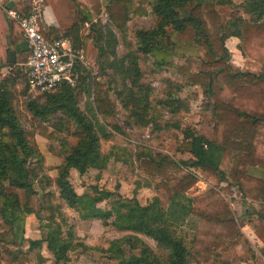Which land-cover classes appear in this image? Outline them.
<instances>
[{"label":"trees","instance_id":"16d2710c","mask_svg":"<svg viewBox=\"0 0 264 264\" xmlns=\"http://www.w3.org/2000/svg\"><path fill=\"white\" fill-rule=\"evenodd\" d=\"M12 1L11 8L24 12L18 0ZM89 1L91 8H85L83 16L61 36L54 27L44 35L66 37L74 49L85 51L91 40L100 70L111 71L105 82L91 81L83 70L76 87L62 83L53 92L29 99L25 108L31 117L25 127L14 106L15 88L22 75L17 70L0 77V264H27L29 252L41 247L54 264L68 263L69 252L82 244L75 243L77 237L63 206L81 220H97L104 228L111 226L124 233L99 249L108 255L107 264L216 262L219 256L215 250L240 233L219 192L231 194L233 187L244 199L261 204L260 210L248 212L246 223L261 241L264 254V177L251 173L252 169L264 173V156L257 152L260 140L264 144V0H106L105 23L99 18L103 3ZM1 2L7 6L9 0ZM222 5L233 8L227 18L217 11ZM1 15L7 21L3 12ZM145 15L152 16V26L134 30L133 45L125 41L128 21ZM86 23L88 33L82 35ZM113 28L125 41L126 50L120 55ZM232 37L239 40L244 55L263 64L262 71H243L228 63L225 42ZM0 38V66L13 65L9 63L8 41L15 45L16 63L26 61L29 51L16 23L12 22L6 38L0 25ZM141 56L154 70L174 68L189 85L202 89V108L213 120L211 138L193 126H183L177 118L188 111L179 97L181 83L165 78L163 89L155 94L151 85L143 83ZM177 57L184 59L182 65L175 62ZM193 58L199 62L195 71H191ZM26 90L24 87L21 93ZM81 92L92 98L89 113L79 107ZM116 102L125 112L128 128L167 130L174 136L176 151L190 157L153 153L145 145H135L133 150L113 145L104 152L102 141L111 140L112 130L123 133L110 122ZM61 134L72 137L75 144L61 139ZM36 135L60 142L57 154L61 162L54 167V179L44 172L45 158ZM111 160L130 166L143 178L130 196L121 195L119 185L109 191L94 184L82 194L76 192L71 170L79 174L88 169L101 171ZM200 176L211 186L198 195H188ZM141 187L153 191L146 204L137 198ZM18 190L23 191L24 202ZM103 201L106 207L99 205ZM28 214L37 220L38 238L25 237ZM189 221L193 229L187 240L181 229ZM144 237L153 241L154 247Z\"/></svg>","mask_w":264,"mask_h":264},{"label":"rangeland","instance_id":"374dc122","mask_svg":"<svg viewBox=\"0 0 264 264\" xmlns=\"http://www.w3.org/2000/svg\"><path fill=\"white\" fill-rule=\"evenodd\" d=\"M102 4L101 13L99 14V18L102 23H105L107 20V15L104 12V3L106 0H100ZM238 2L239 0H234ZM20 6L25 8L24 11L27 10L31 0H18ZM43 5L45 6L43 9V26L45 32L48 31L49 27H54L58 30V36L62 35L64 29L68 28L73 23L77 22L82 16L85 8H91V1L89 0H44ZM232 7L228 5H222L217 7V11L219 14L227 18L229 17ZM4 17L6 18L5 14ZM245 17V15H243ZM153 24V18L150 15L145 16H134L128 21V29L126 31L125 41L130 42L132 45L134 44L133 32L138 28H150ZM116 36L118 37V46L117 52L118 54H122L125 52V41L122 38V35L113 28ZM82 35H86L88 33V23L82 26L81 28ZM2 41L0 42V45ZM239 40L237 38H230L225 42V48L229 53L228 63L233 66V68H238L243 71H251L254 73H259L263 69V64L252 60L242 53V51L238 48ZM9 49V44H8ZM87 52L89 53V57L91 58L90 63L93 64V68L97 69L100 74V81L96 82H105L108 78V75L111 71L102 72L99 68L97 62V50L94 48L91 40L87 42ZM3 50H0L2 53ZM18 56L15 53V59L17 60ZM176 63L183 64L184 59L175 58ZM191 71H195L199 62L198 59L193 58L191 60ZM13 65L16 64L12 63ZM140 67L144 72V80L143 83L147 85H151L155 93L161 92L163 89V79L169 78L175 82L182 84V89L179 93V97L188 105V111L185 113H180L177 118L180 120L183 126L190 125L193 126L196 131L199 133L211 138L213 136V120L209 112H205L202 108V102L204 100L202 89L198 85H189L188 80L178 74V72L174 68H166L163 67L159 70H154L150 64V61L141 56L139 60ZM17 65L15 66H7L5 68L0 67V77L8 72H14L18 70ZM20 71V70H19ZM19 83L15 88V101L14 106L19 114L21 121L25 127L29 126L30 115L27 113L25 108V103L29 99H33L34 97L39 96L34 92H30L26 87V76L21 69ZM91 77V76H90ZM92 81V78H91ZM79 84V80L76 83ZM75 86V87H76ZM26 87V94H22L21 91ZM111 98L114 99V96L111 93ZM92 98L81 92L78 95V104L80 109L89 113L87 107H92ZM117 110L114 117L110 120L111 123H116L121 129L123 133H117L112 130V138L110 141H102V150L107 152L108 149L115 146H124L131 150L134 149L135 145H145L149 147L153 153H162L170 156H175L178 159H188L190 154L184 152L180 153L176 151L177 143L175 142L174 136L171 132L167 130H163L160 132L151 131L149 128L143 129H130L124 124L125 112L119 108V104H117ZM165 117H169L164 111ZM175 134H179V131H175ZM61 139L67 140L72 145L75 144V140L72 137H66L64 134L60 135ZM38 147L40 151L43 153L45 158V173L54 179L56 176V172L54 167L61 162V157L57 154V151L60 147V142L58 140H47L39 135L35 137ZM258 154L264 156V144H262V140L258 145ZM92 171V170H91ZM109 174L105 173L107 179H111V185L115 188V185H119L118 181H121V193L122 195H131V190L133 186L137 183H142L144 180L140 176V174L135 170L131 169L130 166H125L119 163L116 166H110ZM86 175L89 177H85L84 179H80L77 174L75 176H71L70 180L76 191L80 192V187L94 185L93 178L95 176L94 172L90 174L89 171H85ZM251 173L256 177H264V173H262L258 169H252ZM94 175V176H93ZM107 181V180H106ZM109 181V180H108ZM225 185V184H222ZM211 184H207L204 180H202L201 176L198 181L194 184V186L187 191L188 195H198L206 191ZM54 189V185H52ZM215 188V187H214ZM216 190H218L216 188ZM224 201L226 202L229 211L234 218L240 233L237 238L233 239L229 243H225L219 248L215 250L219 259L214 262L213 259H209L207 262H202L200 264H218L219 262L225 264H264V254H263V245L261 241L254 235L253 231L249 228L246 223V217L248 212L254 210H260L261 204L255 202L250 199H244L240 192L236 187L231 188V194L225 193L224 191H219ZM17 193L20 196L21 202H24V193L22 190H18ZM149 192L144 191L143 194H140L139 202L142 204H146L149 202V198H151ZM101 207H106L108 204L106 202H102L99 204ZM63 211L68 218L69 224L73 226V232L77 237L75 243L82 244V246H76L72 251L69 252L68 258L69 261L66 264H107L108 255L101 250L100 248H106L108 246V242L111 239L121 237L124 235L122 232H116L111 226L102 227L100 221L93 220H81L77 213L72 209L63 206ZM194 218H192V222ZM192 222H188V224L184 225L181 229V233L184 234L188 240L192 233ZM64 229H67L65 227ZM40 230H38L37 220L33 217V214H28L25 218V237L26 238H38L40 236ZM151 247H154L153 241L143 238ZM84 247H89L88 249H84ZM26 249V248H25ZM27 264H54L52 256L44 249V248H36L29 252V261Z\"/></svg>","mask_w":264,"mask_h":264},{"label":"built area","instance_id":"2783aa9c","mask_svg":"<svg viewBox=\"0 0 264 264\" xmlns=\"http://www.w3.org/2000/svg\"><path fill=\"white\" fill-rule=\"evenodd\" d=\"M44 0H31L26 11L9 8L0 0L8 18L22 31L29 54L22 66L26 87L30 92L42 95L53 92L62 83L75 87L82 71H87L92 80L100 81V74L93 68L89 53L74 49L68 38H46L43 26ZM14 65V66H15Z\"/></svg>","mask_w":264,"mask_h":264},{"label":"crops","instance_id":"0c3cea01","mask_svg":"<svg viewBox=\"0 0 264 264\" xmlns=\"http://www.w3.org/2000/svg\"><path fill=\"white\" fill-rule=\"evenodd\" d=\"M9 1H12V0H9ZM13 2V1H12ZM13 5H14V3H13ZM13 7V6H12ZM1 9V8H0ZM2 12H3V14H5V16H6V19H7V21H5V19L2 17ZM1 16H0V25H1V27H2V30H3V35H4V37L6 38L7 36H8V34H9V31H10V25L12 26V22L13 23H16V22H14L12 19H10V18H8L7 17V15H6V12L4 11V9H1ZM44 20V19H43ZM232 38H234V37H232ZM0 42H1V38H0ZM9 42V50H10V45L13 47V50H14V52L16 53V48H15V45H13L10 41H8ZM16 56H18L17 54H16ZM10 64H12V63H10ZM16 64H20V63H16ZM15 65V64H14ZM14 65H12V66H14ZM1 68H5V67H7V66H0ZM21 69L23 70V72H24V69H23V67L22 66H19L18 67V71L20 70L21 71ZM46 164V163H45ZM59 164V163H58ZM57 164V165H58ZM119 164V162H115V161H113V160H111L109 163H108V165L106 166V168L105 169H103V170H101V171H98V170H96V169H88L87 171H89L90 170V174L92 173V172H94V174H95V176L93 177V178H91V179H93V181H94V184H96L98 187H100V188H104V189H106V190H109V191H113L114 190V188L112 187V185H111V179H110V177H109V179H107V177H106V175H105V173H107V174H109V168H110V166H116V165H118ZM92 170V171H91ZM77 174V176H79V178L80 179H84L85 177H89V175H86V172H84L83 174H79L76 170H71V176H75ZM107 180V181H106ZM109 180V181H108ZM118 184H119V193L122 195V193H121V189H120V187L122 188V186H121V181L119 180L118 181ZM135 186V185H134ZM134 186H133V188H134ZM75 188V187H74ZM80 189H81V191L80 192H78V191H76L78 194H82L84 191H86L88 188L86 187V186H82V187H80ZM76 190V189H75ZM133 190V189H132ZM132 190H131V193H132ZM147 190V192H149L151 195H153V191H152V189L151 188H148V187H141V188H139L138 190H137V198H138V200H139V197H140V194H143V192L144 191H146ZM125 196H130V195H125ZM149 199H151V198H149ZM33 217H34V215H33ZM35 218V217H34Z\"/></svg>","mask_w":264,"mask_h":264},{"label":"water","instance_id":"95a60500","mask_svg":"<svg viewBox=\"0 0 264 264\" xmlns=\"http://www.w3.org/2000/svg\"><path fill=\"white\" fill-rule=\"evenodd\" d=\"M8 7L11 8L13 6V2L9 1L8 2ZM15 52L13 50V47L10 45V50H9V63H15Z\"/></svg>","mask_w":264,"mask_h":264}]
</instances>
